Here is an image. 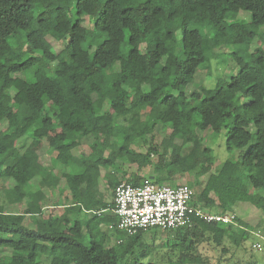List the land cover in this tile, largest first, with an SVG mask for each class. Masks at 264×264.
Wrapping results in <instances>:
<instances>
[{
    "label": "trees",
    "instance_id": "obj_1",
    "mask_svg": "<svg viewBox=\"0 0 264 264\" xmlns=\"http://www.w3.org/2000/svg\"><path fill=\"white\" fill-rule=\"evenodd\" d=\"M227 47L237 71L186 94ZM2 178L0 264H264L238 207L264 214V0H0ZM144 179L234 222L110 228L116 185Z\"/></svg>",
    "mask_w": 264,
    "mask_h": 264
},
{
    "label": "built area",
    "instance_id": "obj_2",
    "mask_svg": "<svg viewBox=\"0 0 264 264\" xmlns=\"http://www.w3.org/2000/svg\"><path fill=\"white\" fill-rule=\"evenodd\" d=\"M193 191L186 184L158 185L144 179L139 186L120 182L114 188L115 224L109 227L134 234L151 228L170 229L192 223V217L233 223V214L207 213L192 204ZM105 211V210H104ZM260 248L259 243L255 244Z\"/></svg>",
    "mask_w": 264,
    "mask_h": 264
},
{
    "label": "rangeland",
    "instance_id": "obj_3",
    "mask_svg": "<svg viewBox=\"0 0 264 264\" xmlns=\"http://www.w3.org/2000/svg\"><path fill=\"white\" fill-rule=\"evenodd\" d=\"M241 18H245V16L241 15ZM49 40L54 45L55 49L59 48V45L56 44L53 39L49 38ZM208 43L211 46L212 41L208 40ZM259 45L260 42L258 40H255L251 42L248 46H240L235 50H237L245 59L248 60L249 53L252 51L253 48L258 47ZM226 49L227 50H225L221 54H218L215 58L211 60V64L209 67L207 63H203L199 66V68L195 73V77L193 81L188 85H186L185 87H183L184 88L183 90L186 94H189L199 85H204L207 88H213L216 86L220 78L227 79L230 74H233L237 71V67L234 65L232 61V53L234 48L227 47ZM51 65H53V63H51ZM134 123L135 121L131 122V124ZM21 140L19 142H21ZM19 142L16 143V145L19 144ZM203 147L212 149V153L216 157L215 165H218L219 163H221L231 155V153L228 152L227 149L225 148L224 137L222 135L213 136L211 144L209 143V141L204 140ZM44 149L49 150L50 148L47 146V144H44ZM175 150H178V147H175ZM47 154L48 155L52 154L51 149L47 152ZM176 181L178 183H185L184 177L182 176H176ZM0 183H3L6 187L11 186V182L7 178H2ZM104 184H105V179L100 178V185L103 186ZM12 200L13 197L10 193L3 192L0 189V202L3 201V202L11 203ZM238 207L242 219H244L249 225L254 227L256 232L255 238L253 237L251 240L246 242L245 245L247 248L250 249V251L254 253V255L257 257L258 260L264 262V214L253 206L239 204ZM234 228H236V226H234ZM164 239H165V233L161 235V239L159 240V242L162 241L164 242ZM254 243H259L261 245V250H256L252 246V244ZM207 252L209 254L215 255V252L213 250L207 249Z\"/></svg>",
    "mask_w": 264,
    "mask_h": 264
}]
</instances>
